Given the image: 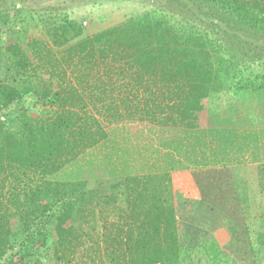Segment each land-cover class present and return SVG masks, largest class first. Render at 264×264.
<instances>
[{"label": "trees", "instance_id": "obj_1", "mask_svg": "<svg viewBox=\"0 0 264 264\" xmlns=\"http://www.w3.org/2000/svg\"><path fill=\"white\" fill-rule=\"evenodd\" d=\"M31 3L0 0V264H200L220 230L229 264H264V221L241 209L264 163L236 161L264 157V0H142L91 36ZM120 123L155 161L115 183L93 151ZM177 168H201L185 215Z\"/></svg>", "mask_w": 264, "mask_h": 264}, {"label": "rangeland", "instance_id": "obj_2", "mask_svg": "<svg viewBox=\"0 0 264 264\" xmlns=\"http://www.w3.org/2000/svg\"><path fill=\"white\" fill-rule=\"evenodd\" d=\"M33 5L39 8L55 7L60 9V12L66 11L71 18L82 21L85 34L89 36L107 28L120 25L130 17L140 15L149 9L147 5L142 4V0H32L31 4H27V8L29 9ZM231 100V94H222L221 96H217L216 99H210V106L213 104L224 106L223 104L225 102ZM106 131L112 144L101 145L94 149L93 152L95 154L94 156L102 161L103 165H105L108 170L109 177L107 178L110 182H118L121 177L131 174L133 169L142 172V169H145L144 163L146 161L148 164H153L152 161H155L154 156L149 157L148 152H144L145 149L142 147V138L139 135L137 136L136 134H133L132 128H130L126 123L107 126ZM245 132L250 131H244V133ZM111 145L114 147L113 151L110 149ZM125 147H128L129 154L130 156L133 154V157L127 156L123 153ZM250 152L253 153V151ZM161 155H164V153ZM256 155V157L251 156V154L244 148L242 155L238 156V159H236V161H238L237 165L242 166L243 164V167H245V165L249 164L258 165L261 162L264 163L263 154L256 153ZM160 158L162 160L163 156ZM159 163V165L163 164V162ZM162 167L164 166L162 165ZM200 169L192 168L189 170H183L177 168L170 171L173 190L179 195L178 197L180 200L183 199L181 202L180 200L177 201V207L179 214L181 215H185V213L189 212L188 210H184V199L194 202V199H196L199 195L196 184L200 183L201 177L195 174H198ZM243 177L247 178L246 172L243 173ZM248 182L252 185V191L250 189L249 197H251L249 198V202L241 208L243 215L249 219L259 217L261 221H264V193H260L258 186L255 185V183H252L253 181L249 180ZM181 220L183 219L179 217L180 226L182 228L181 234H183L184 238H186L188 237L189 230L186 226V222L184 220L181 222ZM113 221H117L116 216H112L110 214L109 222ZM224 236H226V234L223 230H220L219 236L214 233L210 235L208 234L207 243L209 244H206L209 245L210 249L209 251L208 249L206 250L207 256L205 257V261L200 264L217 263H214V261L211 260L210 253L213 252L218 256V259L223 258L226 260L225 263L227 262V264H229V260L220 251L221 244L219 237ZM39 256L44 257V259L37 260L35 264H53L50 262L51 253L49 251L43 250L39 253Z\"/></svg>", "mask_w": 264, "mask_h": 264}, {"label": "crops", "instance_id": "obj_3", "mask_svg": "<svg viewBox=\"0 0 264 264\" xmlns=\"http://www.w3.org/2000/svg\"><path fill=\"white\" fill-rule=\"evenodd\" d=\"M249 165H252V164H249ZM254 165V164H253Z\"/></svg>", "mask_w": 264, "mask_h": 264}]
</instances>
